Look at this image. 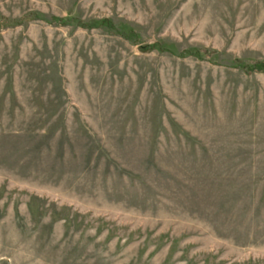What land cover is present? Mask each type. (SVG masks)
I'll return each instance as SVG.
<instances>
[{"label": "rangeland", "instance_id": "obj_1", "mask_svg": "<svg viewBox=\"0 0 264 264\" xmlns=\"http://www.w3.org/2000/svg\"><path fill=\"white\" fill-rule=\"evenodd\" d=\"M235 59L264 0H0V264H264V71Z\"/></svg>", "mask_w": 264, "mask_h": 264}, {"label": "trees", "instance_id": "obj_2", "mask_svg": "<svg viewBox=\"0 0 264 264\" xmlns=\"http://www.w3.org/2000/svg\"><path fill=\"white\" fill-rule=\"evenodd\" d=\"M62 21H64V20H62V18L50 19V22H52V23H61ZM96 24L107 25V27L112 25L109 20L102 19V20H92V21H90V23H84L83 26L92 27ZM197 52H198V54L201 53L200 50H197ZM234 64H236V66L242 67V69L247 73H250L251 71H264V59L263 60H256V61L252 62L251 65H246L245 62H243V60H241V59H235Z\"/></svg>", "mask_w": 264, "mask_h": 264}]
</instances>
